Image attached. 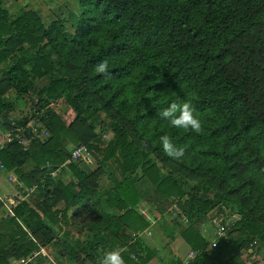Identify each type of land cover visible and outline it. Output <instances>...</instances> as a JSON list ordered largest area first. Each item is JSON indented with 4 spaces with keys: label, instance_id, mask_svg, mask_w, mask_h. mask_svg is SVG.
<instances>
[{
    "label": "trees",
    "instance_id": "trees-1",
    "mask_svg": "<svg viewBox=\"0 0 264 264\" xmlns=\"http://www.w3.org/2000/svg\"><path fill=\"white\" fill-rule=\"evenodd\" d=\"M77 2L79 16L72 39L63 34L62 23L44 27L32 10L11 21L7 12L0 10V119L8 118L15 108L14 103L1 99L4 89H13L18 101L31 90L33 77L47 75L48 86L38 92V96L45 98L41 107L47 108V99L68 105L74 114L70 122L53 113L43 120H11L15 130L10 141L0 147V163L7 170L14 169L28 187L60 186V198L67 205L92 194L89 184L93 178L87 177L77 163H66L72 152L62 146V140L67 138L75 147L82 144L83 137H75L71 128L75 121L86 123L88 116L98 113L95 94L117 115L128 118L134 131L149 125L146 144L153 146L161 160L171 158L163 152L159 141L160 136L168 135L185 150L184 156L195 152L199 165L204 163L205 172L221 184L228 185L232 180L233 159L241 153L247 155L241 165L264 167V0ZM46 42L57 52L58 63L73 71V78L54 76V67L45 53ZM11 43L18 44V59L11 55ZM104 59L109 62L110 78L95 71V65ZM182 100L190 101L201 119L203 130L199 134L158 119L161 109ZM30 121L35 123L34 128L29 126ZM86 126L94 129L92 123ZM42 130L48 135L46 139L38 137ZM110 130L113 140L105 147H98L96 138L83 142L87 155L99 164L110 158L120 163L122 181L115 182L114 188L106 192V202L121 211L129 209L119 218L120 226L112 224L111 219L104 228L127 245V252L123 253L125 264H145L151 253L137 235L147 224L133 210L140 202L134 188V173L140 171L165 197L177 196L179 214L188 222L206 215L214 203L186 194L178 181L160 175L157 161L129 140L122 122H112ZM22 141L26 144L22 145ZM97 153L103 158L99 159ZM27 161L34 164L32 171H19ZM64 163L77 183L69 181L63 185L60 180L43 177ZM220 194V200H226L225 194ZM240 215V219L226 225V241L218 239L210 254L205 252L204 240L190 226L185 229L181 236L197 252L190 264H215L222 253L232 254L234 264H244L238 255L240 250L247 249L253 238L264 241V228L251 215ZM52 216L47 218L51 220ZM50 238L49 227L36 211L28 203L20 202L13 208V217L0 220V264H9L10 258H29ZM96 240L97 243L87 246L73 242L75 251L73 245H61L69 251V259L77 251L89 258L100 243ZM107 242L115 247V243ZM131 256L136 261L132 262Z\"/></svg>",
    "mask_w": 264,
    "mask_h": 264
},
{
    "label": "rangeland",
    "instance_id": "rangeland-1",
    "mask_svg": "<svg viewBox=\"0 0 264 264\" xmlns=\"http://www.w3.org/2000/svg\"><path fill=\"white\" fill-rule=\"evenodd\" d=\"M0 10L7 12L8 21H11L14 17L26 10H32L41 19L44 27H48L52 23L56 22L62 23L64 28L63 34L68 39H72L73 37L72 31L73 28L76 27L79 16L77 0H0ZM11 39L12 41H15L13 37ZM52 47L53 46L47 42L44 46L45 53L48 55L51 64L54 67V76L57 75L67 79L73 78V71L70 68L58 63V54ZM17 48V43H14V45L11 43V55L16 59L21 56V54L17 51ZM2 67L3 65L0 66V68ZM31 81V90L23 98L18 99V101H14V104H16L12 116H14L15 119L36 117L39 120H43L44 118H48L52 113L58 117H63L66 122H70L73 119L74 114L68 109V105L48 101L46 99V103L48 105L47 108L41 107L45 98L43 96H38V92L48 86L50 82V77L48 75L42 78L33 77ZM89 88L91 87L89 86ZM75 93L76 92L72 95H75ZM15 97L16 93L14 91V96L9 97L8 99L13 100ZM95 97L100 110L95 115L92 114L93 116H88L87 118H89V120L86 121L87 124L92 123L94 129L92 130L87 127L86 123H79V121H75L71 128L72 134L75 137H80V139L83 137V142L96 138L99 141V144L97 145H100L98 147H105L107 142L113 140V133L110 130L111 123L116 121L122 122V124L126 127V130H128L129 140L135 142L140 148L143 147V150H145L146 153L148 152V157L150 155V159L157 161L155 163L160 175L172 177L178 181L179 186L186 192V194L193 196L200 201H212L214 203V208L207 213L209 226L214 230V221L216 219L227 221L229 219H233L236 221L240 219V214L251 215L259 222L258 224L264 228V167L256 169L255 165H241V162L247 160L246 153H241L238 157L233 159L235 164L230 170V173L232 174V180L230 183L228 185L225 183L221 184L217 178L210 176L205 172L206 166L204 163L199 165V156L195 152H191L180 159L168 158L161 160L156 150L153 149V146L146 144L149 125H141L142 129L134 131L128 118L123 119L110 107L105 106L104 99L101 97L97 98L96 94ZM63 99L65 101V98ZM32 123L33 122L30 121L29 126H32ZM41 132L43 135H40L39 137L41 139H46L48 137L46 132L44 130ZM164 132H166L165 129ZM83 142L80 146L76 147L73 142H69L65 149L72 152L78 147H84L85 145ZM97 156L99 159L103 158L102 154L97 153ZM89 157V163L82 162L84 161L83 159H78L75 163H77L79 168H84L86 170H94L97 168L96 172L93 173V183L97 181L99 184L104 186L105 188H102L103 192L112 190L115 186V182L117 183L122 181V177L120 176L119 161L116 163L113 158H110L103 165H101L92 155L89 154ZM210 162L207 164L209 165ZM57 177L58 175L55 178ZM69 181L73 182V180H67L66 183H69ZM134 185L136 189L139 190H137L138 193L141 191L144 197L148 199V202L153 207L152 209L157 212L162 220L170 222L175 221L176 223L180 220L176 217V214L179 212L176 205L178 202L177 196L171 195L169 197H165L157 192L152 183L145 176H143L140 171L134 173ZM143 187H149V189H144ZM220 192L225 194L226 200L223 198V201L220 200L222 197ZM10 207L11 206H9V208ZM146 207L148 210L150 209L148 206H145L144 209H146ZM5 211L7 214L6 209ZM226 235L223 238L225 241L227 239ZM234 236L233 238H236ZM91 237L92 235L85 238L84 242L71 240L67 243L66 240L61 241L57 239L45 241L44 246L46 245V254L44 255H49L50 261H52V263L54 262V264L55 260H58L59 258L64 261V264H80V262L85 259L84 255H80V252L77 251L76 254L78 253L79 255L77 254L72 259H69V251H66L67 249H63L61 243H66V245L69 246L68 244H73V242L78 241V244L87 246L88 243L98 242V240ZM109 240L112 239L108 237L107 241ZM72 248H75V246L73 245ZM47 250L50 252L48 253ZM100 250L101 249L95 250L98 252L97 259H100L102 256V252ZM242 250L244 251V255L247 256H245L246 258L243 260L244 264H264V241H261L258 238H253L248 245V248ZM242 250H240V252ZM56 253H60V255H56ZM32 256L26 258V260H30L28 264H50V261L47 258L36 257V259L31 261ZM22 260L25 259L16 260L13 264H22ZM10 261L14 260L10 258L8 262Z\"/></svg>",
    "mask_w": 264,
    "mask_h": 264
},
{
    "label": "crops",
    "instance_id": "crops-1",
    "mask_svg": "<svg viewBox=\"0 0 264 264\" xmlns=\"http://www.w3.org/2000/svg\"><path fill=\"white\" fill-rule=\"evenodd\" d=\"M12 96H14L13 89H4L1 95V99L6 101L7 103H14V101H16V97L13 100L8 99ZM13 112L9 115L8 118L0 119V147L10 141V134L13 130H15L12 128L13 126L11 123V120L15 119L14 116H12ZM4 119H8L10 123L6 122V120ZM41 133L42 132L38 133V137L40 135H43ZM21 144L25 145L26 143L22 141ZM67 144H69V140L67 138H64L62 140V146L66 148ZM86 159L87 160H84L82 162L89 163V155H87ZM72 162L75 163V160H72V158L70 157V159L67 160L66 163ZM66 163L59 166L55 171H53L56 173V175H53L52 172L50 174L43 175V177L47 175L55 181L60 180L63 185L67 184V180H73V183H77L74 174L69 168L65 167ZM33 168L34 164L31 161H27L24 165L19 167V171H22L23 173H29ZM81 170L87 175V177H90L92 179L93 173L96 172L97 168H95L94 170H86L84 168H81ZM57 175L58 177L55 178ZM89 187L93 190L92 194H87L85 198L79 203H76L74 205H67L60 198V186L40 185L38 187L37 185H33L28 187L16 176L14 169L7 170L6 167H4L2 163H0L1 204L3 201H14L16 205L20 202L28 203L29 207L34 209L36 213L41 217V220L45 223V226L49 227L51 240H66L67 243H69V241L71 240L84 242L85 238H88L92 235L91 238L100 240V243L98 247H96V249H101L100 251L103 253V251L105 250L113 249V247H111L107 242L109 237L110 239H112L109 241L115 243L114 248L122 246L121 248L127 249V245H123L120 238L117 237L116 234L107 231L104 226H106V224H108L107 222L111 219L112 224L116 223L120 226L121 221L119 220V218L123 216L129 208L124 211H121L114 206H109L108 208L106 202L107 191L103 192L102 189L105 187L99 184V182L97 181L93 184H89ZM134 188L136 189L135 186ZM143 188L149 189V187ZM137 190L138 189H136V191ZM74 192H79V188L76 187L74 189ZM138 194L140 196V202L135 208H133V210L137 215H140V217L144 220V222H146L147 225L143 229V231L138 232L137 235L144 244V247L151 253V259L149 261L145 260V264L192 263L195 260V255L197 252L191 249L187 241L181 236L182 232L185 231V229H187L189 226L194 230L195 234L200 236V238H202L206 243L205 252L209 254L211 253L212 248L210 247V245L216 239V232L212 227L209 226V222L207 221L208 214L195 217L191 222H188V220L178 212L176 214V217L180 220H178L177 223L175 221L170 222L162 220L157 212L152 209L153 207L148 202V199L144 197L143 193L140 191V193ZM145 206H148L150 209L148 210L147 207L146 209H144ZM152 210H154L155 212ZM46 213H48L47 215H53L51 220L47 218ZM5 217H8V215L6 214L4 206L1 205L0 220L4 219ZM183 219H185V222L183 221ZM232 221L233 219H229L227 221V224L231 223ZM209 227L210 230H207L209 229ZM125 234L129 235V231H126ZM68 245L69 247H72L73 244ZM45 246L43 245L39 247L38 252H35L31 257V261L36 259V257L47 258L50 261L49 255H44L46 254ZM74 249L76 250V248ZM47 252L49 253L50 251L47 250ZM79 254L81 255L82 253ZM56 255H60V253H56ZM97 255L98 252L93 251V253L90 255L91 257L85 258L82 262H80V264H98L99 259H97ZM238 255L240 257V260L242 261L247 257L246 255H244L243 250ZM232 256V254L222 253L219 255L217 261H215V264H234ZM139 257L142 258L143 254H140ZM12 259L14 261L10 262L13 264L17 259ZM130 259L132 260V262L136 261L134 258H132V256ZM10 262L9 264H11ZM29 262V259L22 260V264H28ZM56 263L64 264V261L59 258L58 260H55V264ZM50 264H54V262L52 263V261H50Z\"/></svg>",
    "mask_w": 264,
    "mask_h": 264
},
{
    "label": "clouds",
    "instance_id": "clouds-1",
    "mask_svg": "<svg viewBox=\"0 0 264 264\" xmlns=\"http://www.w3.org/2000/svg\"><path fill=\"white\" fill-rule=\"evenodd\" d=\"M109 62L107 59L99 61L95 65V71L103 75L105 78H110L112 73L109 72ZM158 119L169 123L177 129L189 130L199 134L202 132V121L196 114V110L190 101L182 100L172 102L166 108L158 112ZM163 152L173 159H180L184 156L185 150L178 147L168 135H162L159 138ZM56 175L55 172L52 173ZM210 230V227L209 229ZM206 230V231H207ZM215 245V244H214ZM127 249L113 248L105 250L99 259L98 264H125L124 255Z\"/></svg>",
    "mask_w": 264,
    "mask_h": 264
},
{
    "label": "built area",
    "instance_id": "built-area-1",
    "mask_svg": "<svg viewBox=\"0 0 264 264\" xmlns=\"http://www.w3.org/2000/svg\"><path fill=\"white\" fill-rule=\"evenodd\" d=\"M71 158H72V160H75V161L78 159L86 160V158H87L86 148L83 146L76 148L74 151H72ZM2 205L7 210V215L10 217H13V208L16 206L15 202L14 201H10V202L9 201L8 202L3 201ZM9 206H11V207L9 208ZM183 221L185 222L184 219H183ZM226 225H227V223L224 222V220H222V219H216L214 221L216 239L211 243V245H210L211 248L216 247L218 239H222L225 237V233L227 230ZM134 236H135V234H132V237H134ZM132 258H134V257L132 256Z\"/></svg>",
    "mask_w": 264,
    "mask_h": 264
},
{
    "label": "water",
    "instance_id": "water-1",
    "mask_svg": "<svg viewBox=\"0 0 264 264\" xmlns=\"http://www.w3.org/2000/svg\"><path fill=\"white\" fill-rule=\"evenodd\" d=\"M4 120H6V122L10 123V121H9L8 119H4ZM32 127H33V128L35 127V123H33ZM31 130H32V129H29L28 132H31ZM24 134L26 135L27 132H24Z\"/></svg>",
    "mask_w": 264,
    "mask_h": 264
}]
</instances>
